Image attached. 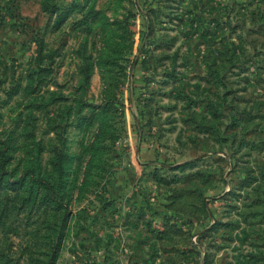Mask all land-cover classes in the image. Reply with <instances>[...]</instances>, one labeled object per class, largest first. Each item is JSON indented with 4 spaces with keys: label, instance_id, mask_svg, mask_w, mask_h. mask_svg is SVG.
<instances>
[{
    "label": "rangeland",
    "instance_id": "1",
    "mask_svg": "<svg viewBox=\"0 0 264 264\" xmlns=\"http://www.w3.org/2000/svg\"><path fill=\"white\" fill-rule=\"evenodd\" d=\"M0 264H264V0H0Z\"/></svg>",
    "mask_w": 264,
    "mask_h": 264
}]
</instances>
